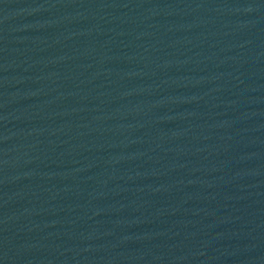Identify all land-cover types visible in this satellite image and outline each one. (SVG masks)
I'll return each mask as SVG.
<instances>
[{"label": "water", "instance_id": "obj_1", "mask_svg": "<svg viewBox=\"0 0 264 264\" xmlns=\"http://www.w3.org/2000/svg\"><path fill=\"white\" fill-rule=\"evenodd\" d=\"M0 264H264V0H0Z\"/></svg>", "mask_w": 264, "mask_h": 264}]
</instances>
